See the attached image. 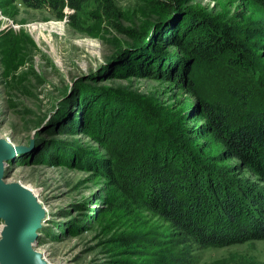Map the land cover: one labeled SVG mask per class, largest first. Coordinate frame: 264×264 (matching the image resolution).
I'll return each mask as SVG.
<instances>
[{"label": "rangeland", "instance_id": "1", "mask_svg": "<svg viewBox=\"0 0 264 264\" xmlns=\"http://www.w3.org/2000/svg\"><path fill=\"white\" fill-rule=\"evenodd\" d=\"M148 1L101 0L99 6L87 2L79 12L65 8L56 19L47 11L26 9L20 0H0V140L19 149L6 161L3 180L29 187L45 211L33 250L46 251L47 264H264V240L197 249L181 244L167 223L145 209L133 218L109 213L113 190L87 167L92 158L108 157L109 148L117 151L114 142L126 143L132 151L137 148L133 140L141 142L143 136L144 142H150L153 135L167 131L173 136H190L194 158L213 175L233 183L256 182L251 173L237 168L235 159H227L223 147L211 136L202 139L190 134L206 121L186 114L193 97L175 84L152 78L107 80L99 76L102 68L120 66L130 58L111 62L132 43L111 28L110 20L142 31L157 21L158 14ZM179 1L183 10H194L232 29L249 55L248 66L255 68L251 78L259 83L252 91L261 93L258 101L264 105V7L250 0ZM34 24L45 26L46 39H36L31 32ZM174 51L168 47L159 53L161 66L182 62L173 56ZM186 67L177 66L179 71ZM191 70L194 86L207 89L208 69L195 66ZM75 81L133 100L126 108L119 102L117 112L103 121L100 141L93 139L98 126L91 135L81 129L76 134L46 129L76 112L77 102L67 103ZM141 110L145 114L140 115ZM52 144L62 150L53 151ZM200 145L202 153L194 149ZM3 225L0 220V227ZM123 235L134 238L131 248L115 242Z\"/></svg>", "mask_w": 264, "mask_h": 264}, {"label": "trees", "instance_id": "2", "mask_svg": "<svg viewBox=\"0 0 264 264\" xmlns=\"http://www.w3.org/2000/svg\"><path fill=\"white\" fill-rule=\"evenodd\" d=\"M20 1L26 9L44 10L56 19L62 17L65 8L79 12L87 2L97 6L101 3V0ZM250 1L264 7V0ZM148 5L158 14L157 21L142 31L123 28L110 20L111 28L132 43L111 62L130 58L120 66L102 68L103 74L99 76L107 80L152 78L175 84L193 97L186 114L206 121L192 128L190 134L202 139L211 136L223 147L227 159H235L237 168L251 173L256 182L233 183L213 175L203 162L194 158L195 150L189 146L192 139L188 135L173 136L166 131L153 135L150 142H144L147 140L141 136L143 141L133 140L136 149L130 151L131 146L126 143L114 142L117 151L109 148L108 157L92 158L93 162L87 166L113 190L108 212L133 218L145 209L167 223L181 244L197 249L264 240V108H261L264 105L258 101L261 93L252 91L259 82L251 78L255 68L251 70L248 66L249 55L231 28L222 27L194 10H183L179 0H149ZM111 9L109 5L107 11ZM168 47L175 50L174 57L188 64L179 60L180 63L165 62L161 66L159 53ZM177 66L187 67L179 71ZM195 66L208 69L207 89L198 90L194 86L191 68ZM73 88L67 103L77 102L76 112L53 128L46 127L48 131L76 134L81 129L91 135L98 126L93 139L100 141L103 121L117 112L119 102H123L124 108L133 102L81 81H75ZM139 114L145 113L141 110ZM133 121L135 117L129 122L131 126ZM52 147L53 151L62 150L60 145ZM194 149L203 152L201 145ZM115 242L131 248L134 238L123 235Z\"/></svg>", "mask_w": 264, "mask_h": 264}, {"label": "water", "instance_id": "3", "mask_svg": "<svg viewBox=\"0 0 264 264\" xmlns=\"http://www.w3.org/2000/svg\"><path fill=\"white\" fill-rule=\"evenodd\" d=\"M19 149L0 140V220L4 229L0 234V264H47L33 250L41 228L44 212L32 193L18 183L6 184V161Z\"/></svg>", "mask_w": 264, "mask_h": 264}, {"label": "bare ground", "instance_id": "4", "mask_svg": "<svg viewBox=\"0 0 264 264\" xmlns=\"http://www.w3.org/2000/svg\"><path fill=\"white\" fill-rule=\"evenodd\" d=\"M46 30V28H45V26L44 25H38V24H34V25H32L31 26V32L32 33H34L35 35H36V39L39 41L41 38H43V39H46V36H45V34H44V31ZM25 188H27L31 193H32V195L36 198V194L33 192V191H31V189L29 188V187H25ZM38 204H39V207L41 208V210L44 212V214H45V211L43 210V208H42V206L40 205V203L38 202ZM45 217V216H44ZM4 227H5V225H3L2 227H0V234L2 233V231H3V229H4ZM40 229V228H39ZM39 229L37 230V231H35V235L36 236H38L37 235V233H38V231H39ZM37 254H40L41 255V257H43V259L45 258V256H46V251H39V252H36Z\"/></svg>", "mask_w": 264, "mask_h": 264}]
</instances>
